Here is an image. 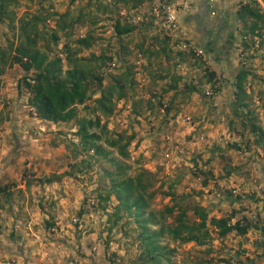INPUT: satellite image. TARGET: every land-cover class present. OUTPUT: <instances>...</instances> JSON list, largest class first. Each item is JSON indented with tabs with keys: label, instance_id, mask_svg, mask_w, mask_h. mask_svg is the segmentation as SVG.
<instances>
[{
	"label": "rangeland",
	"instance_id": "obj_1",
	"mask_svg": "<svg viewBox=\"0 0 264 264\" xmlns=\"http://www.w3.org/2000/svg\"><path fill=\"white\" fill-rule=\"evenodd\" d=\"M196 1L17 0L11 6L15 24L23 16L39 14L46 33L55 29L59 15H66L67 24L78 18L73 27L58 32L61 39L51 55L64 57L65 35L74 40L93 33L96 41L81 56L104 58L95 63L104 86L131 70L126 97L116 103L107 126L112 136L126 133L134 140L127 159L104 142L100 144L110 151L107 160L92 152L78 154L73 145L79 144L76 120L52 123L36 117L38 126L31 124L29 118L35 115L28 94L18 90L27 74L18 65L7 69L0 76V264H143L136 224L123 213L114 222V198L106 210L99 204L98 193L109 186L107 171H115L114 164L131 177L152 173L155 189L165 193L172 187L182 204H198L215 218L234 214L233 221L245 217L259 227L264 223V31L260 37H245L237 19L246 3L264 14V0L236 3L235 39L227 59L198 47L183 24L182 16ZM164 6L176 11L179 28L173 35L161 27ZM117 20L134 31L118 40L113 31ZM9 23L0 22L2 48L18 39ZM165 38L167 55L158 54ZM242 69L249 71L244 113L249 109V118L257 119L258 143L241 126L248 118H239L235 111L234 83ZM209 72L215 73L211 81ZM91 97L77 107L78 118L93 117L99 92ZM230 168L234 170L227 175ZM161 193L151 202L154 212L171 205L170 197ZM212 235L207 246L162 239V245L174 249L167 264H264L259 229L245 236Z\"/></svg>",
	"mask_w": 264,
	"mask_h": 264
},
{
	"label": "trees",
	"instance_id": "obj_2",
	"mask_svg": "<svg viewBox=\"0 0 264 264\" xmlns=\"http://www.w3.org/2000/svg\"><path fill=\"white\" fill-rule=\"evenodd\" d=\"M16 1L0 0V22L7 20L18 32L16 43L10 42L6 48L0 47V76L7 69L18 65L27 74L20 79L18 90L22 88L26 90L28 106L37 118L52 123L76 120L75 135L79 139V144L73 145L78 154L92 152V156L97 159L107 160L110 151L100 144L104 142L105 146L115 150L120 158H129L128 147L134 140L133 135L120 133L112 136L108 130L107 119L112 116L116 103L126 97V84L129 83L131 70L127 69L120 77L113 79L110 85L104 86L103 76L95 65L98 60L103 61L104 58L94 55L81 56L82 51L90 50L96 41L93 33H87L74 40L65 35L68 40L61 49L64 57L52 56V46H57L61 39L58 32L73 27L79 19L71 20L67 24L63 21L66 15H59L61 21L59 19L56 22L51 33H46L40 29L45 19L39 14L23 16L17 20V24L14 23L15 14L10 8ZM237 19L242 23L244 30L242 34L245 37H260L264 31V14L250 3L240 6ZM113 31L115 37L120 40L123 36L131 34L134 26L117 20L113 24ZM40 43L43 47L39 45ZM162 45L158 54L167 55L165 48L168 46V39L162 40ZM248 75L249 71L242 69L235 77V111L239 118H248L246 122H241V126L256 135L258 138L255 141L258 143L260 138L258 132H261V129L255 123L257 119L249 118L252 115L249 109L244 113L250 98L245 89ZM214 78L215 73L209 72V80ZM95 91L99 92V97L93 100L91 108L93 117L78 118L77 107L91 100ZM232 148L238 149L236 144H233ZM110 162L113 160L110 159ZM114 165L117 168L115 171H107L109 186L98 193L99 204H103L102 209L106 210L108 203L114 198L116 204L110 214V217H115L114 222H118L123 213L136 224L137 239L142 249L140 260L143 264L169 262L174 249L161 244L164 238L172 243L207 246L213 240V232L218 237H225L231 233L245 236L250 230L259 229L264 236V223L259 227L258 222L245 217L233 221L234 214L215 218L198 204L192 206L182 204L176 198L172 187L165 193L155 189L152 173L141 171L131 177L126 174V168L122 165ZM232 170L234 169H228L226 174L229 175ZM208 174L210 172L205 174L203 186L208 184ZM46 180L50 181V178ZM2 191L4 189H0V192ZM158 193L169 196L171 205L154 212L151 210V202Z\"/></svg>",
	"mask_w": 264,
	"mask_h": 264
},
{
	"label": "crops",
	"instance_id": "obj_3",
	"mask_svg": "<svg viewBox=\"0 0 264 264\" xmlns=\"http://www.w3.org/2000/svg\"><path fill=\"white\" fill-rule=\"evenodd\" d=\"M239 0H197L182 22L191 31L197 46L212 56H229L230 46L235 39L236 3ZM28 118V116H27ZM35 126L36 116L29 118ZM27 120V121H29ZM31 122V121H30ZM37 128V127H36ZM13 129V127H12ZM2 150V149H1ZM0 150V151H1ZM12 243V242H11ZM3 256L8 258L7 248Z\"/></svg>",
	"mask_w": 264,
	"mask_h": 264
},
{
	"label": "built area",
	"instance_id": "obj_4",
	"mask_svg": "<svg viewBox=\"0 0 264 264\" xmlns=\"http://www.w3.org/2000/svg\"><path fill=\"white\" fill-rule=\"evenodd\" d=\"M163 18L161 27L167 35H173L178 31V21L176 18V11L171 9L169 6H164ZM1 134V133H0Z\"/></svg>",
	"mask_w": 264,
	"mask_h": 264
}]
</instances>
